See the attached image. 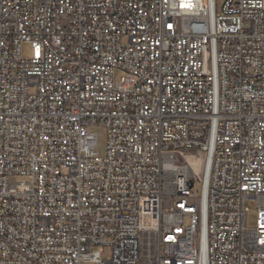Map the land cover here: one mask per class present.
<instances>
[{"label":"built area","instance_id":"built-area-1","mask_svg":"<svg viewBox=\"0 0 264 264\" xmlns=\"http://www.w3.org/2000/svg\"><path fill=\"white\" fill-rule=\"evenodd\" d=\"M220 1L0 0V264H264V0Z\"/></svg>","mask_w":264,"mask_h":264},{"label":"rangeland","instance_id":"rangeland-1","mask_svg":"<svg viewBox=\"0 0 264 264\" xmlns=\"http://www.w3.org/2000/svg\"><path fill=\"white\" fill-rule=\"evenodd\" d=\"M218 8L221 7V1L218 0L217 3ZM32 54V48L30 44L23 43L22 44V56L24 58H30ZM122 76L121 72H116L115 79L118 81L120 77ZM91 132L95 133L97 135V145L95 150L98 152L100 156H104L106 154L107 150V135L106 131L102 126H93L91 128ZM196 158H194V162H196ZM199 166H200V172H203L204 169V162L203 159L198 160ZM24 180L23 177L21 176H12L10 178L11 183H16L19 181ZM193 193L195 197H200L201 196V184L197 181L195 183V186L193 188ZM168 199H165V206L168 204ZM256 220H257V213L254 209H252L246 217V226L250 229L255 228L256 226ZM82 264H95L92 261H85Z\"/></svg>","mask_w":264,"mask_h":264},{"label":"bare ground","instance_id":"bare-ground-1","mask_svg":"<svg viewBox=\"0 0 264 264\" xmlns=\"http://www.w3.org/2000/svg\"><path fill=\"white\" fill-rule=\"evenodd\" d=\"M189 160H190L191 162H194V157H190ZM204 168H205V166H204Z\"/></svg>","mask_w":264,"mask_h":264}]
</instances>
